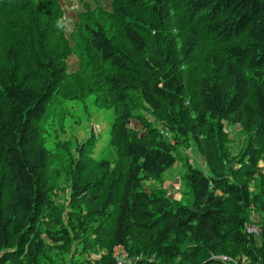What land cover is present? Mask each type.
I'll use <instances>...</instances> for the list:
<instances>
[{"label":"trees","instance_id":"trees-1","mask_svg":"<svg viewBox=\"0 0 264 264\" xmlns=\"http://www.w3.org/2000/svg\"><path fill=\"white\" fill-rule=\"evenodd\" d=\"M67 5L0 0V264H264V0L83 3L69 32ZM89 95L114 113L108 157L91 139L48 147L45 121ZM236 125L247 144L231 159ZM189 140L206 173L186 163L188 196L147 188Z\"/></svg>","mask_w":264,"mask_h":264},{"label":"rangeland","instance_id":"rangeland-1","mask_svg":"<svg viewBox=\"0 0 264 264\" xmlns=\"http://www.w3.org/2000/svg\"><path fill=\"white\" fill-rule=\"evenodd\" d=\"M110 1L111 0H61L62 4L68 2L69 5H67V10L71 12L72 16L71 18H66V31H70L72 24L74 23L73 21L77 18L76 13H79L80 11L84 10L83 3H86L89 8L100 6L106 10L110 5ZM168 24L169 20L167 21L166 25ZM167 28L168 30H171L176 33L177 30L184 32L189 28V26L176 24V27H173V25H168ZM5 45H7V47L9 46L6 40ZM1 55L2 54H0V57ZM77 59L78 58L75 55H71L67 58V60L65 61L66 64H68L67 71L76 70L78 64ZM69 105H71L69 102H66L63 105L65 112L60 113V115H62L61 118H59L60 115L57 114V116L53 115L52 118H50L48 121H45L47 123L46 127H48V138L46 140V145L50 147L52 144V139H55L61 141H69L73 145L75 144L74 146H78L80 144L81 146H83L87 143V140L91 139L93 140L94 145L90 149V156L95 160H99L102 157H108V151L106 149L108 146L109 129L112 120L114 119L113 110L109 107L103 106L102 104H96L93 95L87 96L82 103H79V106L76 105L75 107L69 108ZM68 109L70 113L68 116H66V110ZM139 113H141L142 116H144L148 120V122L151 121L156 125V123L153 121L154 118L150 116L147 112L139 111ZM156 126H158V128L161 129L162 132L167 135L165 128L159 125ZM128 127L132 131H140L142 128L141 124L136 120V118L130 120ZM241 129L242 127L239 125H236L235 127L230 129L225 128V131L228 133L230 142L227 144L226 147H221V149L231 159L239 156V154L247 144V140H245V137L241 134ZM74 138L77 139L76 142H74ZM199 142H202V140L199 139ZM197 143L198 142L189 140L185 145L177 147L175 149L176 160L172 167L166 170L158 179L153 178L148 180L145 183L147 188L161 189L165 196H169L172 199H180L181 196H188L187 189L183 184V176L186 169V163H189L190 165L196 168H200L206 173L205 159L201 152H204V146L200 148ZM252 144L256 143L254 142ZM208 145L210 146V140L207 141V147ZM212 146L213 153L215 152L216 148L214 145ZM110 152L112 153L109 155H112L113 151L110 150ZM233 164L237 165V163L235 162ZM239 167L237 168V170L239 169ZM260 169L264 170V164L263 167H261ZM258 212L259 211L256 208L252 211L250 215L251 222H249L248 224L249 227H253L255 232L252 233L247 231L248 234L252 235L256 240H258L257 237L259 236L261 230V227L258 225V222H260L261 220ZM99 253L100 254L95 255L91 254L89 258H99L100 255L104 253V251L99 249ZM213 255L216 256L218 260L225 258L227 264H237L235 261L236 259L226 254L214 253ZM119 256L120 254L116 252L114 259L116 260V257ZM241 261L243 264H245V257H243ZM126 264H131V260L129 258Z\"/></svg>","mask_w":264,"mask_h":264},{"label":"built area","instance_id":"built-area-1","mask_svg":"<svg viewBox=\"0 0 264 264\" xmlns=\"http://www.w3.org/2000/svg\"><path fill=\"white\" fill-rule=\"evenodd\" d=\"M246 231H249V232H252V233L255 232V230L253 229V227H249V226L246 227ZM212 257H216V256L213 255ZM221 261L227 262L225 260V258H222ZM126 262L127 261H126V255L125 254H120L119 257H116V264H126Z\"/></svg>","mask_w":264,"mask_h":264},{"label":"clouds","instance_id":"clouds-1","mask_svg":"<svg viewBox=\"0 0 264 264\" xmlns=\"http://www.w3.org/2000/svg\"><path fill=\"white\" fill-rule=\"evenodd\" d=\"M247 226H248V225H247ZM247 226H246V227H247ZM247 233H248V232H247Z\"/></svg>","mask_w":264,"mask_h":264}]
</instances>
